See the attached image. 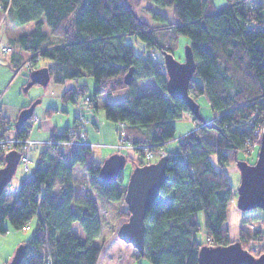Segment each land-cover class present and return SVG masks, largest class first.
Returning a JSON list of instances; mask_svg holds the SVG:
<instances>
[{
  "label": "trees",
  "instance_id": "trees-1",
  "mask_svg": "<svg viewBox=\"0 0 264 264\" xmlns=\"http://www.w3.org/2000/svg\"><path fill=\"white\" fill-rule=\"evenodd\" d=\"M152 1L171 9L176 17L171 25L162 22V41L156 38L158 27L136 14L140 0H0V20L14 25L34 23V29L9 40L13 49L9 60L16 69L27 54L31 59L38 57L40 65L33 62V66L47 67L56 83L92 79L91 88L70 87L61 100L77 106L84 101L85 106L102 110L105 119L123 123L125 140L140 155H126L132 166L161 157L159 151H165V143L174 138V120L189 113L182 100L166 92L162 54V59L151 57L154 49L172 53L178 36L188 38L197 77L192 76L189 93L195 101L199 94L206 96L219 136L214 141L205 137L206 125L193 117L197 131L176 138L178 153L168 155L159 194L145 212L143 254L138 257L151 264H197L201 245L230 242L224 224L232 194L226 166L239 151L253 145V130L264 114V0H226L220 6L213 0ZM129 35L145 45L143 54L126 42ZM130 68L132 79L125 84L123 76ZM125 89L124 98L112 99ZM85 97L88 100H82ZM84 118V114L74 116L73 124L83 127ZM246 118L253 119L252 125ZM4 122L11 131L13 122L2 114L0 104V128ZM72 126L52 132L38 151L32 173L20 178L14 193L0 196V235L33 223L31 236L23 241L27 251L21 264H96L100 247L93 240L101 229L97 204L110 201L119 210L125 204L127 180L119 174L115 182L103 183L98 174L101 162L92 158L89 144L79 137L71 147L51 143L65 138ZM15 134L27 136L23 128ZM148 151L151 159L145 157ZM75 164L89 172L87 183L99 201L88 190L78 189L83 179L74 180ZM197 212L202 213L204 243L195 237ZM120 213L129 215L126 210ZM243 216L238 228L241 245L248 237L244 223L257 220L264 226L260 209ZM74 222L84 237L72 232ZM256 233L263 240V252L264 231L259 227Z\"/></svg>",
  "mask_w": 264,
  "mask_h": 264
},
{
  "label": "rangeland",
  "instance_id": "rangeland-1",
  "mask_svg": "<svg viewBox=\"0 0 264 264\" xmlns=\"http://www.w3.org/2000/svg\"><path fill=\"white\" fill-rule=\"evenodd\" d=\"M215 1V3H217V5L219 6L225 3V0ZM135 11L136 14L145 22L154 27H158V30L156 31V38L159 41H162V34L160 32L162 22L166 21V24H172L176 21V17L172 13L171 9L162 7L154 3L152 0H140V5L135 8ZM158 15L162 16L164 19L161 20L160 18H158ZM32 29H34L33 22H27L23 25H14L10 20L4 22L0 20V48L5 45H10L9 43L2 42L1 39L3 41L10 40L9 36L14 35L16 37L25 32H29ZM43 29L45 32H48L49 30L45 23ZM165 30L170 33L172 29L171 27L167 26ZM126 42L131 44L134 51L138 54H143V52H145L146 50L145 45L139 40H134L133 36H127ZM174 43L175 46L173 47L172 51L173 56L176 60L181 62L184 60L185 47L189 44L188 38L186 36L180 35L177 37V39H175ZM9 54H11V52H4L0 50V104L1 106L10 109L9 115H11L12 117L15 116L13 119L11 118L13 124L16 120L18 112L21 110L20 107L23 104H29L30 101L35 102L36 104L33 109L34 115L29 119L31 123L33 122V126L30 123L32 132H30L29 136L31 139H35L40 142H46L49 139L50 133L55 126L60 130L61 127L67 124V122H69V126L73 125L74 112L76 114L75 116H79L80 114L82 115L83 110H92V112H94V122L96 123L98 130L94 127L92 121L87 120L86 118H84L82 130L84 131V128L86 130V138L85 136L84 138L86 143L89 144L92 150L93 158L97 161L104 160L106 157L112 154V151L115 152L117 144L120 143L118 140L119 125L115 129V123L105 119L102 110H95L94 108L87 107V105L82 106V109H80L70 103L71 105H69V107L73 110V112L69 111V114H67L66 110H63L62 106H59V100L63 102L61 98L58 97L59 100H57L56 97L50 94L53 89L56 90L59 86H61L60 84L54 83L52 79H50L46 85L33 84L30 87L26 88L27 79H29V72L25 69L17 71V69L8 62ZM26 55L27 54L24 55L26 59L30 58L28 57V55ZM151 57L154 60H156V58L162 59L161 53L157 49H154V52H152L151 50ZM40 62L41 61H39V63ZM193 77L194 79H197L196 76ZM126 95L127 89L121 91L116 95L117 97H112V99L114 100L115 98L116 100H120ZM195 99L196 103L199 106V113L204 119V122L200 121L201 125H206V122L208 121L212 122L215 117L206 99V96L203 94H199ZM53 101L56 102L57 106H54L52 104ZM48 108H54V110L51 113L46 114ZM95 114H97L99 117L95 118ZM192 118L193 116L191 114L184 113L180 118L174 120V138L165 143L164 149L166 150V152H164L166 154L173 156L174 154L178 153L176 138L184 134L197 131L198 125L192 120ZM14 131L12 130L9 133L13 134L15 133ZM203 135L211 141H214L219 136V133L217 131V127L210 128L206 125ZM256 143L257 144L255 145L250 144L247 151H239L236 158L239 160H245L248 163H253L256 159V154L259 147L258 142ZM44 146V144H39L29 152L30 161L28 165L31 170L35 164L38 151ZM121 151L125 152V154L129 157L136 158L140 156L134 149L131 148L123 147L121 148ZM235 161L236 160L230 161L226 166V172L232 188V194L231 200L228 202L226 207V219L224 221V224L229 229L230 241L238 240V228L240 221L243 219V215L245 214V212L249 211L239 210L236 204V189L239 184L240 174L238 168L235 165ZM3 164L4 160L0 166H2ZM23 167L24 166L22 163H19L17 165L16 171L8 184L9 188L17 187L20 178L28 174L23 170ZM131 169L132 163L131 160L128 159L122 171L124 179H128ZM78 170L79 165L75 164L73 166V174L79 177V179H77L79 180V182L81 181L80 178L85 180L83 172H81L82 175H80L78 173ZM91 194H93L92 196L94 197V199H97L99 201L95 189H92ZM97 207L99 208L98 216L101 220V229L98 237L93 240V242L100 247V254L96 264H151L145 257H138L139 254L137 253V250L130 244L125 243L123 240H121L117 235V229L119 225L128 218V216L124 217L120 213L122 210L127 211L126 204L122 206L121 210L117 209L115 205L110 201L104 204L98 203ZM197 220L199 223V230L195 234L196 241L204 243L205 233L201 212H197ZM243 226L246 228L248 237L246 238V241L242 246L244 248L247 246H252L253 248L257 247L261 251L263 240H259L256 237L253 238L255 236V234L253 233V226L256 228L261 227L262 231H264V226H262L257 220L248 221L244 223ZM32 230L33 223L31 224L30 228H28V226H26L25 229L19 230L9 228L5 234L0 235V264L6 263L11 258L15 248L19 244L23 243V241L29 239L32 234ZM71 230L75 235L84 237V233L77 222H74L72 224ZM259 236L261 237V234Z\"/></svg>",
  "mask_w": 264,
  "mask_h": 264
},
{
  "label": "water",
  "instance_id": "water-1",
  "mask_svg": "<svg viewBox=\"0 0 264 264\" xmlns=\"http://www.w3.org/2000/svg\"><path fill=\"white\" fill-rule=\"evenodd\" d=\"M163 56L164 72L166 74V92L169 96L182 100L189 114L204 122L199 113V106L189 93V83L195 70V61L192 49L188 44L184 51V60L178 61L173 54L161 51ZM132 79V68L123 76L125 84ZM50 80L47 67L42 66L33 69L29 73V81L26 87L33 84L46 85ZM35 102L28 107L22 108L14 122V130L17 132L26 120L32 115ZM210 128H216L211 122H206ZM4 164L0 167V196L4 188L9 184L14 175L19 153L11 150L4 155ZM126 156L115 152L106 157L99 167V177L103 183H113L117 180L126 164ZM170 159L161 156L156 161L132 168L124 192V202L129 213L127 220L123 221L118 229L117 235L125 243L130 244L137 250L139 255L143 254L144 245V217L147 207L157 198L159 189L165 178L166 167ZM235 165L239 170L240 180L236 189V204L239 210L247 211L260 209L264 222V131L259 140L256 159L253 163L236 159ZM27 251V243L19 244L11 258L4 264H21ZM197 264H264V251L254 257L247 251L238 240L230 241L222 245L203 244L198 248Z\"/></svg>",
  "mask_w": 264,
  "mask_h": 264
},
{
  "label": "built area",
  "instance_id": "built-area-1",
  "mask_svg": "<svg viewBox=\"0 0 264 264\" xmlns=\"http://www.w3.org/2000/svg\"><path fill=\"white\" fill-rule=\"evenodd\" d=\"M1 51L4 52H12V48L9 45H5L2 46L0 48ZM5 54V53H4ZM38 57L35 58H28L26 61L23 62V64L20 65V67L17 68V71H20L21 69H31L33 68V62L38 63L39 61ZM82 100H88V97H85ZM79 107L85 106L83 103L84 101H79ZM37 119V118H36ZM35 119V120H36ZM252 120L253 119H247L245 120V122L247 124H251L252 125ZM30 123L31 121L28 120V124L24 125L22 128L24 130V132L27 134L26 137L22 138V137H18L15 133L10 134V125L7 122H4L1 125L0 128V152H1V156L4 157V155L8 152H10L11 150H16L19 153V163L23 164V170L25 172H27L28 174L32 173V170L30 169L28 163L30 161V157H29V152L33 150V148L39 144H45L48 142V140L46 142H40L38 140L35 139H31L30 138V132H31V128H30ZM119 128H118V137H119V144H117L116 146V150H121V148L126 147V148H133V145L130 141L125 140V130H124V125L123 123L118 124ZM81 125L79 123H74L72 128H70L66 134V137L61 139V140H53L51 143L55 142L56 147L57 148H62L64 146H74L79 142L78 137L84 141V136H85V132L81 129ZM14 131V128L11 129V131ZM264 131V114L261 117L260 122L257 123V125L255 126L254 130H253V134L255 136V140L256 142L259 143L260 137L262 132ZM15 132V131H14ZM256 142L253 143V145L257 144ZM159 153L162 155L164 154L163 150H160ZM153 154L152 152L148 151L145 154L146 158H152ZM83 174L85 177V180H83V182H81V184L79 185L78 189L79 190H88L89 192H92V188L89 186L88 182V178H89V172L85 169H83ZM9 185L7 184L6 187L4 188V193L10 194V193H14L15 191L13 190V187H8ZM254 234L255 237L257 238V234L256 232L259 230V227L256 228L254 227ZM245 249L247 251H249L252 256L256 257L259 255V253L261 252L259 248H253L252 246H247L245 247Z\"/></svg>",
  "mask_w": 264,
  "mask_h": 264
},
{
  "label": "crops",
  "instance_id": "crops-1",
  "mask_svg": "<svg viewBox=\"0 0 264 264\" xmlns=\"http://www.w3.org/2000/svg\"><path fill=\"white\" fill-rule=\"evenodd\" d=\"M214 1V3L216 2L215 0H213ZM224 2H226V0L224 1ZM216 5H217V3H215ZM217 6H219V5H217ZM17 37V36H16ZM14 35L13 36H9V38L11 39H13V38H16ZM7 38V37H6ZM1 41L2 42H6V43H9V40H5V41H3L2 39H1ZM8 41V42H7ZM25 55V54H24ZM27 56V55H26ZM30 56V55H29ZM10 57V56H9ZM9 63H10V60L8 61ZM11 64V63H10ZM12 65V64H11ZM39 65H40V63H39ZM13 66V65H12ZM37 67H40V66H37ZM28 72H29V70H28ZM29 77V76H28ZM51 79V78H50ZM54 82V81H53ZM54 83H56V82H54ZM57 84H60L61 86H59L56 90H54L53 89V91H51V95H53L54 97H56L57 98V100H59L58 99V97L59 98H61V95H62V93L64 92V90H66V89H68V88H70V87H75L76 85H85V86H87L88 88H91L92 87V79L91 78H89V77H84V78H80V79H78V80H66V81H64L63 83H57ZM113 97H117V96H113ZM115 99V98H114ZM30 102H32V101H30ZM59 102H60V105L59 106H62V109L63 110H66V113L67 114H69V111L70 112H73V110L69 107V105H73V106H77L76 104H74V103H71L70 104V102H68V103H66V102H61L60 100H59ZM52 104L54 105V106H57L56 105V102L55 101H53L52 102ZM22 106H25L24 104L22 105ZM21 106V107H22ZM20 107V108H21ZM78 108H80V109H82L81 107H79V105L77 106ZM55 108V107H54ZM54 108H48L47 109V111H46V114H49V113H51L53 110H54ZM1 112H2V114L7 118V119H9V120H12L15 116H11V115H9V112H10V109H8V108H6V107H4V106H1ZM34 113V112H33ZM94 112H92V110L90 111V110H83V112H82V114H84V117L87 119V120H91L92 121V124L94 125V127L98 130V127H97V125H96V123L94 122V114H93ZM76 114H75V112H74V116H75ZM96 116H95V118H98L99 116L97 115V114H95ZM12 118V119H11ZM96 120V119H95ZM33 123V122H32ZM31 123V124H32ZM115 123V122H114ZM115 129L117 128V126H118V124L117 123H115ZM32 126H33V124H32ZM67 126H69V122H67V124H65L63 127H61V129L59 130V128L58 127H54L53 129H52V131H51V133L52 132H60L62 129H64L65 127H67ZM32 132V131H31ZM84 132H85V138H86V130H85V128H84ZM50 133V134H51ZM85 138H84V142H86L85 141ZM165 150V149H164ZM92 151V150H91ZM166 151V150H165ZM116 152V151H115ZM114 151H112V153H115ZM91 156H92V152H91ZM92 158H93V156H92ZM94 159V158H93ZM95 160V159H94ZM95 161H97V160H95ZM103 160H98L97 162L99 163V162H102ZM81 172H82V167L79 165V170H78V173L80 174V175H82L81 174ZM72 175H73V178H74V180L75 181H77V182H79V180H77V179H79V177H77L76 175H74L73 174V167H72ZM80 180H82L81 178H80Z\"/></svg>",
  "mask_w": 264,
  "mask_h": 264
},
{
  "label": "bare ground",
  "instance_id": "bare-ground-1",
  "mask_svg": "<svg viewBox=\"0 0 264 264\" xmlns=\"http://www.w3.org/2000/svg\"><path fill=\"white\" fill-rule=\"evenodd\" d=\"M9 46H10V45H9ZM10 47H11V46H10ZM12 50H13V49H12ZM11 53H12V52H11ZM26 60H27V59H26ZM24 61H25V60H24ZM36 68H38V67H35V66H34L33 68L28 69V70L31 71V70L36 69ZM30 71H29V73H30ZM31 116H32V115H31ZM31 116L26 120V122L23 124V126L26 125V124H28V120L31 118ZM208 123H211V122L208 121ZM23 126H22V127H23ZM22 127H21V128H22ZM13 128H14V124H13ZM258 144H259V143H258ZM115 151H116V152H119V153H123V154L125 153V152H123V151H121V150H116V149H115ZM165 155L168 156V154H165V153L162 154V156H165ZM125 156H126V154H125ZM168 157H169V156H168ZM126 159H127V156H126ZM148 159H149V158H148ZM150 159H151V158H150ZM126 162H127V161H126ZM153 162H154V161H153ZM101 163H102V162H101ZM149 163H150V162H149ZM100 165H101V164H100ZM133 167H134V166H132V168H133ZM131 170H132V169H131ZM120 174H123V173H120ZM126 183H127V181H126ZM125 186H126V185H125ZM3 192H4V191H3Z\"/></svg>",
  "mask_w": 264,
  "mask_h": 264
}]
</instances>
